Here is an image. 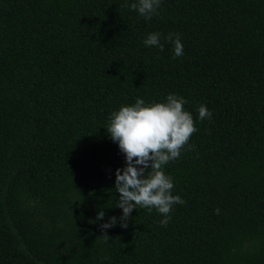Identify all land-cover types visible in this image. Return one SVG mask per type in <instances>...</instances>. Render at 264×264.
I'll return each mask as SVG.
<instances>
[{
  "label": "trees",
  "instance_id": "trees-1",
  "mask_svg": "<svg viewBox=\"0 0 264 264\" xmlns=\"http://www.w3.org/2000/svg\"><path fill=\"white\" fill-rule=\"evenodd\" d=\"M131 2L0 0V264H264V0H161L150 20ZM170 94L197 129L162 169L184 203L105 239L111 115Z\"/></svg>",
  "mask_w": 264,
  "mask_h": 264
},
{
  "label": "clouds",
  "instance_id": "clouds-1",
  "mask_svg": "<svg viewBox=\"0 0 264 264\" xmlns=\"http://www.w3.org/2000/svg\"><path fill=\"white\" fill-rule=\"evenodd\" d=\"M160 4L161 0H135L124 6L150 20L157 14ZM160 36L158 32L149 34L144 40L145 46H155L163 51ZM165 39L174 42L176 57L183 55L178 35L169 33ZM185 103L182 97L170 94L163 103L146 106L143 99H137L133 106H123L112 113L107 134L118 143L120 152L125 156L126 167L117 169L115 173V192L119 193L115 206L122 209L123 215L119 221L111 217L108 223L101 225L105 239L109 238L106 230L118 222L121 227H128V220L137 206L149 212L155 208L164 217L160 224L166 226L173 205L184 203L180 196L172 194V178L162 169L180 157L181 149L197 131L191 113L184 110ZM198 112L201 121L211 118L212 113L204 105L199 107ZM103 218L104 211L101 210L97 220Z\"/></svg>",
  "mask_w": 264,
  "mask_h": 264
}]
</instances>
